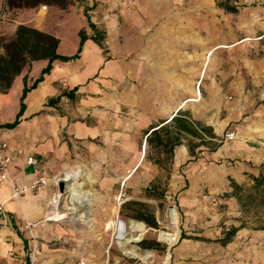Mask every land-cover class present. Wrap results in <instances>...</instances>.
Masks as SVG:
<instances>
[{
    "label": "crops",
    "instance_id": "0c3cea01",
    "mask_svg": "<svg viewBox=\"0 0 264 264\" xmlns=\"http://www.w3.org/2000/svg\"><path fill=\"white\" fill-rule=\"evenodd\" d=\"M68 17L84 36L65 45L57 29ZM19 27L30 31V46H48L54 38L55 52L72 57L53 60L23 100L24 87L40 77L49 56L35 57L39 52L31 55L29 46L23 48ZM173 116L183 118L192 131L177 128ZM16 118L15 126H3ZM232 124L236 134L223 137ZM161 125H169L173 140L166 146L147 145V134ZM60 128L67 138L60 137ZM71 137L84 148L74 169L82 166L90 179L67 171L87 185L82 190L91 195L81 202L89 209L77 218L63 213L58 221L46 219L58 194L49 181L17 201L8 182L0 180V264H28L25 220L38 222L37 264H80L79 255L94 257L85 264H105L103 255L110 250L106 232L116 220H136L115 203L119 186L143 161L153 172L169 174L175 187L185 166L205 174L219 157L262 159L264 0H0V141L9 145L14 182L31 184L58 171L60 162H68ZM29 155L37 158L36 165L28 164ZM157 157L162 164H156ZM118 171L131 174L119 178ZM151 216L157 222L159 215ZM77 220L93 226L82 232L65 224ZM245 227L223 244L219 239L227 228L213 248L230 251L237 236L264 234V229ZM61 237L66 247L47 246ZM195 254V245L182 243L169 264H193Z\"/></svg>",
    "mask_w": 264,
    "mask_h": 264
},
{
    "label": "rangeland",
    "instance_id": "374dc122",
    "mask_svg": "<svg viewBox=\"0 0 264 264\" xmlns=\"http://www.w3.org/2000/svg\"><path fill=\"white\" fill-rule=\"evenodd\" d=\"M61 22L57 32L64 39V44H74L77 39L79 41L80 36L76 31L78 22L71 17ZM234 126L232 124L226 127L222 136L226 137L227 132H233L232 136H234L236 134ZM249 134L253 135L251 132ZM62 136L64 138L69 136L64 128H60V137ZM69 149L68 162L64 164L66 166L64 167L63 162H60L58 171L44 175L46 182L49 181L60 195L59 205L58 203L57 205L61 213L56 205L59 213L58 220L64 218L63 213L66 214L67 219H71L77 218L80 214L85 215L89 209L86 202H81L88 201L91 195L88 190H82L88 189L87 185H82L83 181L74 178L67 171L68 169L75 171L74 166L79 164L78 160L82 156L80 149L84 148L79 145L77 138L71 137ZM260 162L264 167V156L262 159L261 157L258 159L239 156L219 157L211 162L210 169L205 174L202 169L193 171L194 169L185 166L181 184L178 182L174 187L169 184V174L155 173L147 162L143 161L133 176L124 185L120 184L115 203H120L124 213L130 215L141 213L149 219L151 214L156 217L159 215L156 227H146L139 220H129L126 224L122 220H116L111 230L106 232L110 250L103 255L105 264H169L173 249L182 243L195 245L196 254L191 259L193 264H264V234L261 237H255L254 233L248 232L244 236H237L238 242L230 251L226 247L222 248V252L213 248L216 247V241L222 237V232L227 228L237 226L240 221H243L246 223L245 229L249 231L258 225L260 218L264 217V211L262 213V210L255 206H250L239 214L237 200L234 197L223 196V193L229 191L231 180L248 186L249 176L258 173ZM75 172L82 180L84 177L90 179L88 172L80 165ZM130 174L129 171L122 173L118 171L115 175L119 178L125 176L126 179ZM64 176L68 180L63 179ZM73 179L77 182L81 193H75ZM171 206H175V219L167 213V209ZM48 210L47 214L52 213V210L49 208ZM33 224V237L29 230L25 229L29 240L28 264H37L42 242L35 231L38 222ZM65 224L74 226L82 232L85 227L89 229L93 226V223L82 220L66 221ZM126 225H130L131 230L128 227L126 229ZM80 231L78 232L81 233ZM175 231H177L178 240L172 244L171 236ZM126 237H130L131 241L126 242ZM76 238L80 239V237ZM46 244L49 248H57L66 247L68 243L61 237ZM86 259L93 261L94 257L77 256V262L80 264H85Z\"/></svg>",
    "mask_w": 264,
    "mask_h": 264
},
{
    "label": "trees",
    "instance_id": "16d2710c",
    "mask_svg": "<svg viewBox=\"0 0 264 264\" xmlns=\"http://www.w3.org/2000/svg\"><path fill=\"white\" fill-rule=\"evenodd\" d=\"M80 39L83 40V32L80 31ZM18 39L23 40L22 41V47L27 48L29 46V52L31 55H34L36 52H39V55H36L35 57H40L43 54H47L49 56V63L48 65L42 70V73L40 77H38L35 82L30 87H24L21 100L26 96V93L31 90V88L35 87L38 82L42 80L43 74H46L50 71L52 68V62L53 60H60V61H67L71 59L72 57L62 56L58 55L55 52L57 40L54 38H51L48 42V46L46 44H41L39 42H33L30 46V31L28 29H25L24 27H19L17 30ZM41 50H44L43 53H41ZM73 93H68L67 96H72ZM59 100V97L50 99L49 102H57ZM174 121L177 122V128H180L185 131H192L189 126L186 124L185 120L183 118H177L176 116H173ZM17 123V118L14 119L11 122H6L3 124V126L6 127H13ZM169 125H161L157 128L152 129L146 136V144L147 145H156L159 146L163 144L166 146L170 141L173 140L172 137L169 135ZM166 139L165 142L163 139ZM156 164H162L163 160L161 158H155ZM250 184L248 186L238 184L234 180L230 181L231 191L223 193V196L227 197H234L239 207L242 211H245L246 209H249L250 206H255L256 208H259L262 210V213L264 211V167H259L258 173L256 175L252 174L249 176ZM263 216V215H262ZM132 217L136 220H140L148 224L149 226L156 227V222L152 219H149L145 217L143 214L139 215H132ZM152 217V216H151ZM246 226L245 222H241L239 226H231L228 228L226 232H224L223 237L219 240L226 244L230 241L232 236L235 234V232L241 228ZM254 229H264V217L260 218L258 220V225L254 226ZM126 242H130L131 238L126 237Z\"/></svg>",
    "mask_w": 264,
    "mask_h": 264
},
{
    "label": "built area",
    "instance_id": "2783aa9c",
    "mask_svg": "<svg viewBox=\"0 0 264 264\" xmlns=\"http://www.w3.org/2000/svg\"><path fill=\"white\" fill-rule=\"evenodd\" d=\"M233 132H227L226 136H232ZM11 159V155L9 153V145L6 141L0 142V180H6L10 186L11 189V198L15 200H19L22 193H25L27 191H31L33 188H35L39 184H46V178L44 176H39L36 178L31 184H21L17 185L14 182V179L10 176L8 165ZM37 158L33 155H29L27 157L28 164L36 165L37 164ZM0 212H2V206L0 204ZM167 213L172 219H175L176 210L175 206H171L167 209ZM34 226L33 223L29 221H25V228L29 230L31 236L33 237V230L32 227ZM178 240V237L176 241ZM175 241V242H176ZM174 242V243H175Z\"/></svg>",
    "mask_w": 264,
    "mask_h": 264
},
{
    "label": "bare ground",
    "instance_id": "6f19581e",
    "mask_svg": "<svg viewBox=\"0 0 264 264\" xmlns=\"http://www.w3.org/2000/svg\"><path fill=\"white\" fill-rule=\"evenodd\" d=\"M63 179L65 180H68L67 177L65 178V176L63 177ZM73 183H74V190H75V193H81V189L79 188L77 182L73 179L72 180ZM83 196V195H82ZM59 197L60 195L59 194H55L53 196V200L50 202V205L52 207V213H49L46 215V219H54V220H58L59 218V213L57 212L56 210V205H57V200H59ZM85 200V199H84ZM177 239V231L173 232L172 233V236H171V241H172V244L176 241Z\"/></svg>",
    "mask_w": 264,
    "mask_h": 264
}]
</instances>
